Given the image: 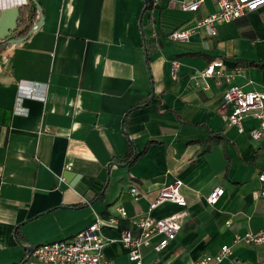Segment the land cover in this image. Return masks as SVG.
I'll list each match as a JSON object with an SVG mask.
<instances>
[{
  "label": "crops",
  "instance_id": "obj_1",
  "mask_svg": "<svg viewBox=\"0 0 264 264\" xmlns=\"http://www.w3.org/2000/svg\"><path fill=\"white\" fill-rule=\"evenodd\" d=\"M37 1L42 26L0 54V264H23L32 248L72 240L98 219L118 217V207L127 217L102 231L105 264H133L122 232L138 234L139 215L178 213L172 203L151 209L177 179L188 216L164 251L154 250L160 237L142 250L145 264H198L233 246L236 234L264 230V201L254 195L264 188V139H252V117L240 132L221 116L225 84L264 93V8L219 25L216 36L197 29L175 42L174 31L216 11L211 0L197 12L180 7L192 0L149 9V0ZM15 6H26L13 37L24 38L40 13L31 0H0V14ZM217 60L232 81L196 85ZM21 83L25 91L34 85L32 97L19 96ZM219 187L224 195L210 206ZM230 260L258 264L264 249L234 245L221 264Z\"/></svg>",
  "mask_w": 264,
  "mask_h": 264
},
{
  "label": "built area",
  "instance_id": "obj_2",
  "mask_svg": "<svg viewBox=\"0 0 264 264\" xmlns=\"http://www.w3.org/2000/svg\"><path fill=\"white\" fill-rule=\"evenodd\" d=\"M159 0H155L156 5ZM216 11L198 22L192 30L174 31L170 39L175 42L190 41L195 31L198 29H208L211 35L216 36L218 26L231 23L248 13L264 8V0H211ZM203 1L192 0L182 2L180 7L183 11L197 12ZM38 25H34V30ZM172 67L176 75L179 63L173 61ZM224 63L221 60L210 63L207 68L199 73L195 79L196 85L200 81L215 77L222 79ZM227 82H231V76H225ZM227 85L224 89L223 107L221 116L225 122L237 127L240 132L244 131V119L252 117L257 126L251 132L252 139L259 141L264 139V93L246 92L242 87ZM19 86L20 97H32L36 92L34 85ZM208 85L205 84V88ZM259 180L264 184V172L259 175ZM184 182L177 179L173 183L165 185L158 198L152 203L151 209H156L165 203H172L180 208L176 214L164 218H155L149 214L139 215L135 222L138 234L132 230L122 232L121 242L127 250L128 257L133 264H145L142 250L153 245V240L160 237L154 246L157 253L164 251L173 241H175L182 230V221L188 216L187 200L181 192ZM223 188H216L208 197L207 203L214 206L224 195ZM132 193L138 195V189L133 188ZM257 199L264 201V188L254 194ZM118 217H112L108 221L98 219L87 229L78 233L72 240L45 243L34 248L30 257L23 264H105L104 247L106 240L102 231L107 227L117 228L120 218L127 217V212L123 207L117 208ZM232 224L228 222V226ZM245 244L248 246L263 247L264 249V230L249 232L245 235L236 234L234 245ZM233 246L224 245L215 255H208L198 264H221L233 254ZM227 264H244L241 260H230ZM258 264H264V260Z\"/></svg>",
  "mask_w": 264,
  "mask_h": 264
},
{
  "label": "water",
  "instance_id": "obj_3",
  "mask_svg": "<svg viewBox=\"0 0 264 264\" xmlns=\"http://www.w3.org/2000/svg\"><path fill=\"white\" fill-rule=\"evenodd\" d=\"M31 1L32 3H34V5L36 6V8L38 9L40 13L41 18H40L39 23H37L38 25L37 29H39L43 24V19H44L43 13H42V10H41V7L38 1L37 0H31ZM22 21H23V18L21 16V9L19 6L11 7L1 12L0 14V40L2 41L3 46L20 44L34 32V29H32V31L29 33L27 37L14 39L13 38L14 34L18 31L20 23H22ZM33 250L34 248H32L30 252L32 253Z\"/></svg>",
  "mask_w": 264,
  "mask_h": 264
},
{
  "label": "trees",
  "instance_id": "obj_4",
  "mask_svg": "<svg viewBox=\"0 0 264 264\" xmlns=\"http://www.w3.org/2000/svg\"><path fill=\"white\" fill-rule=\"evenodd\" d=\"M154 1L155 0H149L146 2V8H152L154 6ZM34 5V3H32ZM21 16L23 18V22H25L26 20V16H27V10H26V6H22L21 8ZM34 9H35V13H37V8L34 5ZM35 23L31 21V23L29 22V24H27V26L25 27L22 35H20V37H27L29 35V33L32 31L33 27H34ZM8 46H3V44H0V54L7 48ZM137 155L132 154V151H130V154H128V159L132 161H134L136 159Z\"/></svg>",
  "mask_w": 264,
  "mask_h": 264
},
{
  "label": "bare ground",
  "instance_id": "obj_5",
  "mask_svg": "<svg viewBox=\"0 0 264 264\" xmlns=\"http://www.w3.org/2000/svg\"><path fill=\"white\" fill-rule=\"evenodd\" d=\"M20 4V3H19Z\"/></svg>",
  "mask_w": 264,
  "mask_h": 264
}]
</instances>
